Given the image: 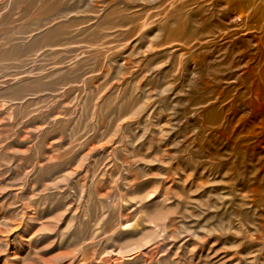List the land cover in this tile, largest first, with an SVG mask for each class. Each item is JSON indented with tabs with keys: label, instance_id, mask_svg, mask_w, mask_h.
<instances>
[{
	"label": "rangeland",
	"instance_id": "374dc122",
	"mask_svg": "<svg viewBox=\"0 0 264 264\" xmlns=\"http://www.w3.org/2000/svg\"><path fill=\"white\" fill-rule=\"evenodd\" d=\"M0 264H264V0H0Z\"/></svg>",
	"mask_w": 264,
	"mask_h": 264
}]
</instances>
